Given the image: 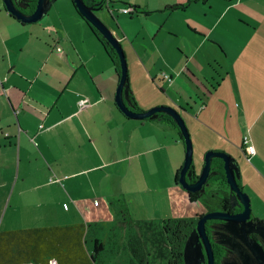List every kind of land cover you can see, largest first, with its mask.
<instances>
[{
  "label": "crops",
  "instance_id": "0c3cea01",
  "mask_svg": "<svg viewBox=\"0 0 264 264\" xmlns=\"http://www.w3.org/2000/svg\"><path fill=\"white\" fill-rule=\"evenodd\" d=\"M56 1L41 21L27 24L0 2V229L6 224L0 231L27 229L10 225L46 222L52 213H82L90 202L98 206L97 188L106 191L107 204L111 198L126 199L130 182L138 175V161L128 162L138 158V140L147 152L151 146L152 153L169 144L181 146L171 123L126 118L116 109L119 80L110 58L72 1ZM110 1L111 7L120 9L114 8L113 16L115 11L122 13L117 16L120 36L116 35L138 72L153 81L159 75L163 81L168 79L180 107L182 99L191 110L212 113L198 119L217 136L215 149L238 160L243 189L251 196L255 216L264 220V207L258 204L264 206L263 23L240 20L244 34H250L242 39L240 28L225 17L226 11L234 13L237 1ZM259 4L264 6L263 0ZM126 6L138 10L123 13ZM125 14H130L129 19ZM220 25L222 34L216 31ZM207 39L229 62L223 71L236 96L222 81L218 84L225 95L221 101L205 92L207 97L203 93L198 103L183 87V79L186 70L194 74L199 69L200 62L190 68L194 55L213 53ZM131 89L135 94L132 85ZM80 98L89 105L80 109ZM161 103L173 106L170 101ZM216 104L225 110L222 132L211 124ZM187 116L195 124L194 117ZM219 120L214 119L216 125ZM245 136L255 148L249 158L243 149ZM80 219L65 223L90 222Z\"/></svg>",
  "mask_w": 264,
  "mask_h": 264
},
{
  "label": "rangeland",
  "instance_id": "374dc122",
  "mask_svg": "<svg viewBox=\"0 0 264 264\" xmlns=\"http://www.w3.org/2000/svg\"><path fill=\"white\" fill-rule=\"evenodd\" d=\"M233 1H237L238 6L236 10H234V13L231 10L226 11L225 17L233 21V23H235L240 28V30L238 31L239 38L243 39V37L246 38L250 37L248 31H247L248 35L244 34L243 29H245V27L244 25L241 26L239 21L241 20V22L253 23V24L254 23L258 24L262 22L264 25V6L259 4V2L262 3V0H254V1L233 0ZM0 2H2V0H0ZM115 4L117 3L115 2ZM223 4L225 5L226 3L223 2ZM117 5L120 6L122 4L118 3ZM114 8L117 9L118 11L120 10L118 9L119 7L117 6H115ZM115 12L117 16L122 15V13H117V11ZM97 14L110 27V29H112L115 35L117 34L119 37L120 29L118 28L119 26L118 27L116 26V24H118L117 21L118 17L117 16L113 17L105 6L102 10L97 11ZM123 17L129 19L130 14H125V16ZM85 24L87 25L86 22ZM222 27L223 26L220 25L216 31H219L222 34L221 31ZM227 32L228 31H226V33ZM91 34L100 43V45L104 50L102 43L96 38V36L92 32ZM190 34L192 35L193 38L195 37L194 33L190 32ZM139 40L140 38L138 39V43ZM206 44L213 51V53L209 52L204 54L203 52H201L198 53V56L197 55L193 56V59L190 63V68L197 66L196 62H200L201 64H198L199 69L196 68L197 72L196 73L194 72L195 75L187 70L184 72L187 77L186 79H183L184 81L183 87L185 88L186 91L190 92L194 96V99L197 102L199 101V98L203 96V93H204L203 97H207L205 92L209 97L212 96L213 99H217L221 101V99L225 97V95H224V90L222 88L218 90V84H221L222 81L223 82L225 81V85H229L233 94L236 96L234 89L231 87V79L228 78L225 80L226 71L225 72L223 71L224 70L223 66H226L225 63H229V62L225 60L223 55L220 54V50L217 47H215V45H213V43L209 41V39L206 40ZM124 52L126 55L127 65H128L129 84L130 87L132 85V88L134 89L135 94L134 93L133 94L134 97L136 98V101L138 102L139 107L142 110H148L151 107L155 106L156 104L166 105V103H161V102L170 101L173 103V106H177L175 108H177L182 113V116L184 117V120L186 122V125L188 127L193 142V164L195 166L196 171L200 173L204 165L205 153L209 150H216L215 145L217 144L218 138L213 132L209 130V127H206L201 124L202 122L199 121L198 117H200L201 115L200 118H206L208 115H211L212 113L210 111H206L203 114H201V112L195 109L191 110L190 108H187L188 105L182 99H181V104L183 106L180 107V105H178L177 103L178 95L173 93L172 89L169 88L168 79L164 78L165 80L163 81L159 77L161 75H159V76H155V79L153 81L152 78H147L143 76L141 73L138 72V68L131 61V57L127 55L125 48H124ZM143 67H145V65H143ZM162 68L163 67H161V70ZM164 70L166 71L167 69L164 67ZM135 76L137 77L136 79ZM206 77H207V83L205 81ZM189 79H192L191 83L188 81ZM211 85H213L214 87L212 88ZM197 86H200V89H198ZM163 88H165V91H162ZM237 102L239 101L237 100ZM216 105L217 106L215 107L213 118L215 119L217 117H220L219 125L215 124L214 119L211 121L212 122L211 124H213L215 128H217L222 132L223 130L222 124L226 122V120L224 119L225 110L219 108L221 104H216ZM224 105H226L225 100H224ZM168 106H172V105H168ZM188 114L194 117L195 124L192 125V123L187 119ZM235 122H236L235 124H238L236 119ZM176 133L177 134L179 133L177 128H176ZM178 139L180 140V145H181L179 146V148H176L174 144H169V147L165 148L164 146L162 150L155 151V153H152L154 149H151V146L148 147L149 152L145 151L144 150L145 144H142L138 140V151H140V153H138V158L128 161L129 163H133V164H135L138 161V175H134L133 179L131 180L130 183L132 186L128 187V193H127L128 195L126 196L127 202L130 201L131 203L129 209L131 207L130 212L133 218L155 219V220H160L164 218H188V217H195L198 215L201 216L207 212V209L203 205L201 199L195 198L194 200H192L189 194L190 192L185 190L179 183H175V174H177L180 167H182L185 157L184 141L180 137H178ZM164 184H169V185L165 186ZM98 190L99 188L96 189V195L98 194V199L100 202L99 205L96 206L92 202H90V204L88 203L89 205H85L82 213H77L74 210H69L63 213V215L60 212L52 213L51 219L48 220L49 217H47L46 222L32 221V222H23V223H13L10 226L12 228H17L18 226L21 225V227L28 228V227H38V226L41 227V226H50V225L70 224L65 222L80 221L82 220L80 219V217H84L85 221L87 220L90 222H94L97 220L99 221L113 220L114 218L113 210L110 207V205L107 204L108 201L105 199L106 191L100 189L101 191L100 193ZM258 204L264 207L261 203L258 202ZM254 207L255 209H257V204H255ZM251 209H252V215L255 218H258L255 216V212L253 211L252 202H251ZM5 225L6 224L3 222V226L1 227L0 230L5 229L4 228Z\"/></svg>",
  "mask_w": 264,
  "mask_h": 264
},
{
  "label": "trees",
  "instance_id": "16d2710c",
  "mask_svg": "<svg viewBox=\"0 0 264 264\" xmlns=\"http://www.w3.org/2000/svg\"><path fill=\"white\" fill-rule=\"evenodd\" d=\"M102 1L113 16L114 7L110 5L112 1ZM34 2L35 0L28 12L32 10ZM72 4L76 9L73 1ZM76 12L102 43L119 80L120 62L116 51L93 30L77 9ZM128 102L134 110L143 111L131 87ZM115 106L126 117L116 104ZM157 119L171 123L178 129L172 117L167 114H160ZM179 136L183 139L180 131ZM212 169L215 175L210 177L209 185L207 184L203 193L190 192L191 199H201L207 212L240 210L241 206L233 209L231 205L222 159H213ZM238 182L243 188L240 179ZM109 205L114 213V218L110 221L0 231V264H185L183 253L187 237L200 216L136 219L132 217L125 198H111ZM213 248L215 255H219L220 246L215 243Z\"/></svg>",
  "mask_w": 264,
  "mask_h": 264
},
{
  "label": "water",
  "instance_id": "95a60500",
  "mask_svg": "<svg viewBox=\"0 0 264 264\" xmlns=\"http://www.w3.org/2000/svg\"><path fill=\"white\" fill-rule=\"evenodd\" d=\"M32 1L34 0H21V4H18V0H2L6 11L25 24L41 20L55 0H35L31 11L22 10L24 7L30 8ZM72 1L93 30L118 55L120 74L114 97L117 107L131 119H157L160 114H167L176 123L185 144L184 162L180 168L177 183L189 192L203 193L210 177L215 175V171L212 169L213 159L220 158L223 161L225 177L229 184L231 205L233 209L236 206H241L242 209L237 212L209 211L201 215L187 237L183 253L185 264H202L204 256L206 264H215L212 242L206 230V222L209 220L222 221L223 231L219 232L220 239H217V242L234 248L237 253L236 259H225L221 264H264V221H256L252 218L250 196L238 182L241 177L238 161L227 152L209 150L205 153L204 165L197 175L193 164L192 138L181 112L168 105H155L143 111H136L130 107L128 102L130 88L128 65L124 48L112 29L97 14V11L102 10L105 6L103 1L91 0L90 4L89 0ZM250 233H254L258 239L251 237Z\"/></svg>",
  "mask_w": 264,
  "mask_h": 264
},
{
  "label": "flooded vegetation",
  "instance_id": "af4514ba",
  "mask_svg": "<svg viewBox=\"0 0 264 264\" xmlns=\"http://www.w3.org/2000/svg\"><path fill=\"white\" fill-rule=\"evenodd\" d=\"M89 2L92 3L91 0H89ZM32 3H33V1L31 2V4ZM18 4H21V0H18ZM25 4H27V2H25ZM28 9H29V7H24L22 10H24L25 12H28ZM195 171H196V169H195ZM196 174L198 175L199 173L196 171ZM209 183L211 184L212 182H209ZM208 185H206V186H208ZM236 207H238V206H236ZM240 210H238V211H240ZM252 218L254 220L258 219V218H255L253 215H252ZM258 220L264 221L262 219H258ZM222 224H223L222 221H219V220H209L206 222V230H207V233L211 239L212 247H213V244H215V243L220 246V251H221L220 254L215 255V253H214L215 264H221L222 261H224L225 259H232L233 260V259L237 258V253L234 250V248H232L228 245H222V244L217 242V239H220V237L218 235L219 232L223 231V225ZM250 236L258 239V237L254 233H250ZM213 252H214V248H213ZM191 261L193 262V260H191ZM202 264H206V257L205 256H204V260L202 261Z\"/></svg>",
  "mask_w": 264,
  "mask_h": 264
},
{
  "label": "built area",
  "instance_id": "2783aa9c",
  "mask_svg": "<svg viewBox=\"0 0 264 264\" xmlns=\"http://www.w3.org/2000/svg\"><path fill=\"white\" fill-rule=\"evenodd\" d=\"M121 11L123 13H134L135 9L132 6H126V7H123L121 9ZM78 105H79V107L81 109V108H84V107L88 106L89 102L85 98H80L78 100ZM243 149H244L245 154H246V156L248 158L250 156H252L253 154H255V148H254V146L251 143H249V139L247 138V136H245L244 139H243ZM76 204L77 205L79 204L78 201H76ZM26 264H30V263H26Z\"/></svg>",
  "mask_w": 264,
  "mask_h": 264
}]
</instances>
